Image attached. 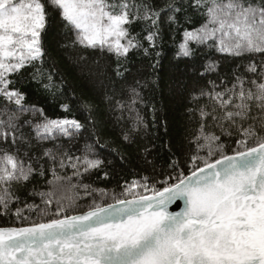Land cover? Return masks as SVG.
I'll return each mask as SVG.
<instances>
[{
  "label": "snow or ice",
  "instance_id": "obj_1",
  "mask_svg": "<svg viewBox=\"0 0 264 264\" xmlns=\"http://www.w3.org/2000/svg\"><path fill=\"white\" fill-rule=\"evenodd\" d=\"M165 34L173 43L179 37L176 55L188 58L182 72L181 61L174 65L173 90L182 87L189 101L182 159L160 173L163 179L126 180L118 194L91 203L78 191L67 195L82 186L90 196L82 180L105 161L93 144L80 156L34 149V139L74 138L87 125L27 105L20 79L55 98L54 75L67 58L84 80L102 87L123 81L119 94L105 92L103 102L123 122L130 145L158 123V109L152 106L149 121L143 89L155 82L128 83L122 67L134 50L160 57ZM203 49L234 66L222 75L215 58L196 65ZM89 51L106 63H89ZM209 73L216 79L206 80ZM85 108L93 128L105 123L97 105ZM25 112L34 118L22 120ZM151 152L143 147L145 157ZM69 167L70 176L59 174ZM49 172L48 190L38 191ZM36 196L39 204L27 203ZM180 200L182 210L169 211ZM0 217V264H264V0H0Z\"/></svg>",
  "mask_w": 264,
  "mask_h": 264
},
{
  "label": "trees",
  "instance_id": "obj_2",
  "mask_svg": "<svg viewBox=\"0 0 264 264\" xmlns=\"http://www.w3.org/2000/svg\"><path fill=\"white\" fill-rule=\"evenodd\" d=\"M154 3H161L162 0H152ZM142 26H137L135 32H140ZM56 36L54 31H50L46 39V46L51 48V41ZM173 43V39L165 34L162 47L156 49L160 52V57H155V53L145 56L142 52L133 51L129 56V61L124 64L122 71L125 73V79L131 83L133 79L140 80L143 83L145 80L153 81L149 87L143 89L146 99L148 112L147 119L152 120V106L155 105L158 109V123L150 126L147 132H141L139 139L129 145L127 141H123V122L116 123L115 115L109 114L106 104L103 102L104 93L111 94L113 90L119 94L123 81L116 83L109 87L105 82L102 87L100 82L92 83L84 80L79 69L72 67L67 58L64 62L59 64V69L54 75V80L57 85V93L55 98L53 95L43 93L42 90L27 77L20 79L19 87L26 93V104H35L37 108L43 109L44 114L48 118H62L67 115L69 118H75L86 123L87 128L81 129L74 138L59 137L52 140H35L33 141V148L53 149L60 147L63 151L71 155L80 156L85 151L86 144H93L95 146V153L105 161V165L92 172L86 174L82 180V184L89 186L90 196H86L83 187L76 190L71 188L67 195L72 196L78 191L79 196L83 201L91 203L93 199H103L102 193H106L110 197L113 193H119L122 190L126 180L139 178V176H155L156 179H163L161 172L167 174L171 169L169 165L173 160L182 159L178 148L183 144L187 147L184 137L186 128L191 127L189 118L186 114L188 107V99L184 96L183 88L179 91H174L175 80L177 75L174 65L177 61H181L178 65L180 71L184 70V62L188 58L178 57L176 55L179 43ZM147 47V45H145ZM84 55L89 57V63L93 60H99L101 64L106 63V57L96 52H86ZM213 58L219 60L220 74H225L234 66L231 58H223L219 53H213L211 49H203L198 52L195 60L196 65H200L206 60L210 61ZM159 59V64H157ZM53 60H59L58 56H53ZM53 60H48L50 65ZM240 61H235L239 63ZM151 65H155L153 68ZM111 67H115L113 64ZM47 70V69H46ZM130 70V71H129ZM189 68V72H192ZM203 69L201 68V72ZM154 73V74H153ZM206 80H215L214 74H207ZM183 84L189 83L185 77L182 80ZM203 83V81H201ZM154 88V91H153ZM94 103L97 105L98 112L104 114V124L98 125V128H93L91 119L89 118L88 110L85 105ZM60 104H67L70 112L60 107ZM118 115V112L116 113ZM33 119L34 114L25 112L21 119ZM166 122L167 131H165L164 124ZM26 130H27V126ZM32 136L35 137V132L32 130ZM91 135V138H90ZM147 137V138H145ZM135 139V138H134ZM170 145V146H169ZM148 146L152 149L151 155L145 157L143 147ZM39 154V153H37ZM111 163H108V162ZM183 166V165H181ZM107 173V175H105ZM60 175L72 174V169L61 170ZM138 174V175H137ZM53 177L51 173H47L45 178H40L39 184H36L38 191H46L48 187L45 184V179L51 180ZM35 184V181L33 182ZM81 183L73 178L72 184ZM33 185L29 184L28 189L31 191ZM80 203L81 201H77ZM107 202H111L110 199ZM27 203H40L39 196L35 199L27 198ZM14 212L15 209L13 208ZM23 215L30 216L35 219V215L24 211ZM15 219V217H11ZM4 218L0 217V223H4ZM17 224L20 221H16Z\"/></svg>",
  "mask_w": 264,
  "mask_h": 264
},
{
  "label": "water",
  "instance_id": "obj_3",
  "mask_svg": "<svg viewBox=\"0 0 264 264\" xmlns=\"http://www.w3.org/2000/svg\"><path fill=\"white\" fill-rule=\"evenodd\" d=\"M176 203L179 204V207H176ZM176 203L169 206V211L179 212L182 210V208L184 207V202L180 200V201H177Z\"/></svg>",
  "mask_w": 264,
  "mask_h": 264
}]
</instances>
